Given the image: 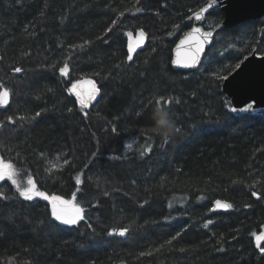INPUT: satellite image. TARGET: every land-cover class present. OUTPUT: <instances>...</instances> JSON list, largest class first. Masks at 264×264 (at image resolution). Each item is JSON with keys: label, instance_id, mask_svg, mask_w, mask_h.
I'll return each instance as SVG.
<instances>
[{"label": "trees", "instance_id": "obj_1", "mask_svg": "<svg viewBox=\"0 0 264 264\" xmlns=\"http://www.w3.org/2000/svg\"><path fill=\"white\" fill-rule=\"evenodd\" d=\"M207 2L147 0L133 15V0H0V83L11 89L0 155L41 191L76 193L85 216L51 230L47 201H24L0 181V264H264L253 236L264 228V109L233 113L221 89L252 51L264 55V16L219 31L195 70L173 69L175 43ZM222 19L215 7L203 27ZM141 31L129 61L126 35ZM84 79L100 90L87 108L68 91ZM160 95L182 129L163 147L148 131ZM216 200L232 208L211 213Z\"/></svg>", "mask_w": 264, "mask_h": 264}, {"label": "snow or ice", "instance_id": "obj_2", "mask_svg": "<svg viewBox=\"0 0 264 264\" xmlns=\"http://www.w3.org/2000/svg\"><path fill=\"white\" fill-rule=\"evenodd\" d=\"M217 3V0H208L207 5L205 7H201L199 11L194 12L193 16L196 21L203 20L204 13L208 12L210 8H213V6ZM147 4V0H145L144 3H142V0H133L132 8L126 9L129 12H132L133 15H135L138 12H141L145 9ZM132 9H135V11H132ZM124 13L121 12V15ZM193 17H189V19H192ZM113 26H115L116 21H113ZM175 27L179 28V25H176ZM112 29H108V31H111ZM141 37L145 36V33L141 31L139 33ZM195 41V47L192 54V57L190 60L185 61L181 63L180 61H172L173 64H178L180 67L184 68H194L199 63V56L201 53L204 52L205 45L212 44L213 42V32L212 31H205L201 33L200 27H193L191 32L187 33L184 37V39H181L180 44L183 45L185 43H188L190 41ZM87 43V42H86ZM83 47V46H81ZM132 52L133 49L130 47L127 55V59L129 61L132 60ZM2 59V57H0ZM247 59V57H245ZM243 63V61H240V63H237L235 65L236 68L240 67V64ZM119 67V65L117 66ZM14 72L20 73L22 72V68L16 67L14 69ZM59 72L61 76L68 78L69 75V66L67 63L64 64L63 67L59 69ZM98 75V73H97ZM227 77H224L226 79ZM77 85L75 83L72 84L71 88L68 89L69 93H74L77 96V99L79 100L81 106L83 108L88 107V103H86L83 99H80V94L76 92ZM51 91V89H49ZM99 89L95 87V84H93V90L92 93L89 96V102L91 100H94L96 98V95L99 94ZM11 94V89L6 87L3 83H0V108H5L8 104L9 97ZM154 101L156 107H159L161 110L167 111L171 117L173 116L172 111L170 110V105L173 103V100L171 98H165L163 95L160 96H154ZM149 104L152 103V101L148 102ZM175 103L179 104L180 101L176 100ZM148 105H144L140 110L136 111L135 115L137 117H140L142 113L147 109ZM253 104L249 103L246 105V107H231L230 111L233 113L240 112V113H246L251 110H253ZM69 112L72 111V109H68ZM41 115L40 112H36L35 116L39 117ZM87 115V113H85ZM7 123L9 124H15L16 120L13 119L12 116H8ZM20 121L27 122V118L24 116L17 117ZM173 119V118H172ZM4 124L3 122H0V128H3ZM23 127V125H21ZM151 125L148 126V131L150 129ZM113 132H116V128H112ZM175 133L180 134L182 133L181 127L175 125ZM151 139V138H150ZM172 140L171 138H165L162 139L161 147L164 145L170 143ZM131 143L127 145V147L131 148ZM151 146L149 145L140 153L141 156L145 155L147 152H151ZM43 156V153H41ZM95 155V154H94ZM118 158V157H117ZM65 164L69 163V161L66 159L64 161ZM57 166L55 164L52 165V168H56ZM8 180L11 182V185L15 188L16 192L19 194V197H21L24 201H34L36 199H42L44 201L48 202V205L50 206V218L49 222L47 224V227L51 230H59L61 225H67V226H76L79 224L81 220H85V216L83 215L84 209L83 207L79 206L77 203H73L72 200H66L63 199L60 196L57 195H49L44 191H41L39 187H37V182L31 177V175H27L25 177H21L20 170L16 167V164L11 159H5L3 155H0V181ZM77 185L81 184V178L80 176H77L76 178ZM251 187L255 188V184H253ZM80 189L77 188V192H79ZM104 195H109L108 192H104ZM264 195V194H262ZM252 196L256 197L257 199H260L261 196L257 195L256 191H252ZM8 196L4 191H0V200H7ZM73 200H76V193H73ZM216 205L219 208H223L225 210L231 209L232 205L227 203H221V201L217 200ZM171 207V205H169ZM167 219V218H165ZM56 222V223H53ZM213 221L209 219L203 226L207 228L210 224H212ZM89 227L91 228V224H89ZM128 232L127 228H121L116 229L113 228L108 235H118V236H125V234ZM2 234V233H0ZM180 233H177L176 236L172 237V240H175L177 236H179ZM253 236L256 240V248L259 250L261 254H264V246H261V241L264 240V236L262 235H256L253 233ZM171 240H168L167 243H171ZM183 251V250H182ZM220 251H223V249H220ZM141 256L144 255H151V253H140Z\"/></svg>", "mask_w": 264, "mask_h": 264}, {"label": "water", "instance_id": "obj_3", "mask_svg": "<svg viewBox=\"0 0 264 264\" xmlns=\"http://www.w3.org/2000/svg\"><path fill=\"white\" fill-rule=\"evenodd\" d=\"M206 5L207 3L203 7ZM215 7L220 8L223 13V19L212 28L205 29L203 27L205 18L201 21H196L193 14L190 15V17H193L192 19L188 18L192 23L190 29L177 40L172 49L171 66L173 69L186 72L195 70L199 67L205 53L211 46V44L205 45L204 52L198 58L199 63L194 68H184L172 63V61H180L183 63L192 57L195 41L193 40L183 45L180 44V41L184 39L187 33L191 32L193 27H200L201 33L212 31L214 38L219 31L227 30L264 16V0H217L213 8ZM213 8H210L208 12L204 13V17ZM246 57L247 59L244 58L242 60L243 63L240 64L239 68H235L229 73L226 79L223 78L221 84L222 92L229 99L232 107H246L247 104L252 103L254 106L253 110L264 109V55H259L255 51H252ZM79 94L80 99L84 100V95ZM216 201L212 204L211 213L228 212L230 210L217 207ZM219 201L222 204L227 203L223 200Z\"/></svg>", "mask_w": 264, "mask_h": 264}, {"label": "clouds", "instance_id": "obj_4", "mask_svg": "<svg viewBox=\"0 0 264 264\" xmlns=\"http://www.w3.org/2000/svg\"><path fill=\"white\" fill-rule=\"evenodd\" d=\"M152 125L149 129L151 133L162 139L171 138L175 134V122L171 115L159 107H155L151 115Z\"/></svg>", "mask_w": 264, "mask_h": 264}, {"label": "rangeland", "instance_id": "obj_5", "mask_svg": "<svg viewBox=\"0 0 264 264\" xmlns=\"http://www.w3.org/2000/svg\"><path fill=\"white\" fill-rule=\"evenodd\" d=\"M139 33L140 32H136V33H133V34L132 33H127L126 36H127V42H128V51H129V48L131 47L133 49V52H134L136 49L141 47L142 44L144 43V38L145 37H141L139 35ZM75 84L77 85L75 91L78 92V93L83 94L84 95V101L86 103H89V96H90V94L92 93V90H93V83L91 81H89V80H85L84 79V80L76 82ZM70 200H72L73 203H74L73 198H71ZM49 208H50V206H49ZM256 235L264 236V228H262V230L259 233H257ZM254 239H255V237H254Z\"/></svg>", "mask_w": 264, "mask_h": 264}]
</instances>
